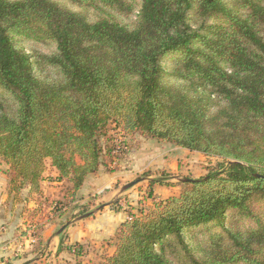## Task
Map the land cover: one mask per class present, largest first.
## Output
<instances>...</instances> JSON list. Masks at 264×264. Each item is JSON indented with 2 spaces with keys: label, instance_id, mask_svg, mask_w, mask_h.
<instances>
[{
  "label": "trees",
  "instance_id": "trees-1",
  "mask_svg": "<svg viewBox=\"0 0 264 264\" xmlns=\"http://www.w3.org/2000/svg\"><path fill=\"white\" fill-rule=\"evenodd\" d=\"M110 122L221 161L124 220L103 264H264V0H0L8 196L40 197L49 159L65 216Z\"/></svg>",
  "mask_w": 264,
  "mask_h": 264
},
{
  "label": "crops",
  "instance_id": "crops-1",
  "mask_svg": "<svg viewBox=\"0 0 264 264\" xmlns=\"http://www.w3.org/2000/svg\"><path fill=\"white\" fill-rule=\"evenodd\" d=\"M131 144V149L123 155V158L110 156L112 152L103 156L106 160H103L96 173L86 176L74 200L70 202L75 206L69 209L65 216L53 217L50 221L38 215L34 219L30 218L33 223L41 227L40 251L33 250L35 247L17 251L16 236L25 225L29 224V221L27 217H23L20 203L12 196H8V180L0 171V264H64V259L75 258L83 260L86 264H103L104 259L115 251L116 231L126 220L127 211L115 208L117 200L122 199L131 207L137 204L142 207L145 204L149 207L171 195L178 194L180 190V185H175L170 177L163 180L171 183L170 185L160 183L149 185V181L153 179L146 180L141 177L134 182L136 185L128 190L122 191V187L132 182L143 169L148 167L173 171L177 168L176 158L180 153L201 154L190 152L169 142H159L141 136ZM46 161H48L47 170L52 177L46 178L47 171L43 172L39 182L41 196L29 194L27 188L21 192L23 197L27 196L25 206L30 210L38 206L44 207V201L64 200V195L58 191V186L64 183V179L59 183L57 170L50 165L49 159ZM5 166L8 168L6 164ZM146 181L152 195L146 197L144 201H139L143 192L139 191L137 186ZM39 203L41 204L38 205ZM81 211L91 212L92 215L82 218ZM132 213L135 211L132 210ZM64 225L65 228L58 234L59 227ZM60 240L64 249L58 251ZM74 245L84 247L86 254L76 256L71 251Z\"/></svg>",
  "mask_w": 264,
  "mask_h": 264
},
{
  "label": "rangeland",
  "instance_id": "rangeland-1",
  "mask_svg": "<svg viewBox=\"0 0 264 264\" xmlns=\"http://www.w3.org/2000/svg\"><path fill=\"white\" fill-rule=\"evenodd\" d=\"M74 9H77V8H74ZM38 47H39L38 50H40L41 52H48L49 51L44 46H38ZM139 136H141V135L137 132H135V133L126 132L125 130L122 129L121 124H120V126H118L117 124L110 122L108 124V129H107L106 135L102 136L100 138V141L102 143V146L105 148V150L109 151L110 153L112 152V155L109 154L110 156L117 157V158H119V157L123 158V155H125V153L131 149L132 141H134ZM141 137L144 138L143 136H141ZM117 138L122 139L121 145H123L124 151L121 153H114L113 154V150H114L115 145H116L115 140ZM193 155H197V156H193ZM176 159H177V168H175L173 171L167 170L165 168L155 169V168L148 167V168L143 169V171L138 176H136L132 182L140 180L141 177H143L146 180L151 178V179H159L162 181L169 179V177H170V179H172V182L175 183V185H180V190H181L184 186L181 184V180L183 179V177H188L191 179H197V178L205 175L208 171H210L212 169L214 170L217 167L216 164L219 161H221L220 159L215 158V157H207V156L205 157L201 154H192V153H188V155H186L185 153L184 154L180 153L177 155ZM103 160L105 161L106 159L102 158V161ZM46 164H48V161H45V170L47 171V177L46 178H51L52 176L50 175V171L47 170ZM0 171H1V173L6 175L7 180H8L9 176L11 175V171L9 170V168H6L4 162L1 158H0ZM164 184L167 185L166 182H164ZM170 184L171 183H168V185H170ZM133 185L135 186L136 183ZM58 187H59V189H58L59 193L64 195L63 201H66L65 202V204H66L69 197H70L68 195V192H67L68 187H69V183L64 180V183H62V185L58 186ZM148 187L149 186L147 185V181L143 182V183L139 184V186H137L138 190L143 192L142 199L139 201H144V200H146V197H149V194H148L149 188ZM126 190H128V189H126ZM180 190H179V192H180ZM65 195L67 197H65ZM16 200H17V202L20 203V209H21V212L23 214V217H27V219L29 221V224H27V225H30L33 223L31 221L32 219H30V218L33 217V219H34L36 215L45 217V214L47 213V208H45V207L40 206V207H37L36 209H33V210L26 208V206H25L26 205L25 201L27 200L26 195H24V197H23L22 193H21V195L19 197H17ZM43 203L46 207H48L47 201H44ZM69 206L71 208H73L75 205L73 203H71V204H69ZM130 207H131V205H130ZM152 207H153V205L148 207L145 204H143V207H142V206H138V204H137L136 206L131 207V208H132V210L135 211L134 214H136L137 216H141V215L147 214ZM259 211L262 212V214L264 216V206H262L259 209ZM27 225H25V226H27ZM249 225H253V223L250 222ZM61 227H59V229ZM22 233H23V229H22ZM77 249L78 250L76 252H73L71 249L72 253H74L76 256H79V255L83 256L86 254V249L84 247L79 246ZM63 261H64V264H86V262H83V260H81L79 258H75V259H71V260L64 259Z\"/></svg>",
  "mask_w": 264,
  "mask_h": 264
},
{
  "label": "built area",
  "instance_id": "built-area-1",
  "mask_svg": "<svg viewBox=\"0 0 264 264\" xmlns=\"http://www.w3.org/2000/svg\"><path fill=\"white\" fill-rule=\"evenodd\" d=\"M116 145L115 148L113 150V153H121L124 151V147L123 145H121L122 139L121 138H117L115 140ZM59 183H62L59 180ZM63 200H51L48 201V207H46L45 205H43L45 208H47V213L45 214V220L48 221V219L53 218L58 211H64L66 209V206L63 203ZM115 208L117 209H123L125 211H127V215H126V220H130L132 219L133 216H135L134 213H132V210L130 208V205H128L124 200H117L115 202ZM36 224L32 223L30 225L25 226V228L23 229V233L22 231L19 232V234L16 236V242H17V251H20L22 249H26V248H32L36 241H37V235H36ZM25 232V233H24ZM73 247V246H72ZM79 247V245H74V247L72 248L73 252H76Z\"/></svg>",
  "mask_w": 264,
  "mask_h": 264
},
{
  "label": "water",
  "instance_id": "water-1",
  "mask_svg": "<svg viewBox=\"0 0 264 264\" xmlns=\"http://www.w3.org/2000/svg\"><path fill=\"white\" fill-rule=\"evenodd\" d=\"M187 181H193L194 179H191V178H188V179H185ZM134 184V182H130V183H127L126 185H124L122 187V191L126 190V189H129L132 185ZM89 216V213H85L82 215V218H85V217H88ZM65 228V225L62 226L59 230H58V234Z\"/></svg>",
  "mask_w": 264,
  "mask_h": 264
}]
</instances>
